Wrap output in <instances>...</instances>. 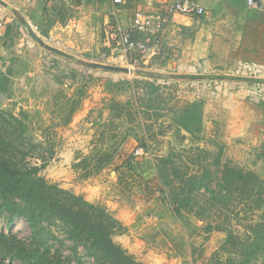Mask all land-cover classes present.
Instances as JSON below:
<instances>
[{"label":"rangeland","instance_id":"obj_1","mask_svg":"<svg viewBox=\"0 0 264 264\" xmlns=\"http://www.w3.org/2000/svg\"><path fill=\"white\" fill-rule=\"evenodd\" d=\"M6 1L17 12L0 4V73L11 70L0 110L19 117L26 137L55 146L40 175L105 206L122 225L114 240L144 264H264V84L136 71L237 74L238 59L264 62V52L209 49L197 69L137 67L109 38L110 24L130 23L112 0ZM19 15L79 60L46 49ZM31 233L25 217L0 212V234L28 243ZM42 234L49 256L74 263L60 224ZM3 249L0 264H22Z\"/></svg>","mask_w":264,"mask_h":264},{"label":"trees","instance_id":"obj_2","mask_svg":"<svg viewBox=\"0 0 264 264\" xmlns=\"http://www.w3.org/2000/svg\"><path fill=\"white\" fill-rule=\"evenodd\" d=\"M10 72L0 73L3 92L8 91ZM149 84L147 88H156ZM22 125L19 117L0 110V212L8 218L25 217L32 231L31 239L24 243L0 234V248L11 255L10 259L16 258L22 264H67L58 255L49 256L42 245L46 223H56L73 242L71 261L74 263L68 261V264H84V256L93 258V264H144L114 240L122 225L105 206L49 183L40 175L54 157L55 146L49 144L47 148L26 137ZM44 149L48 155L42 153ZM29 158L38 161L33 163ZM124 172L119 174L120 178ZM79 245L83 246V255L78 251Z\"/></svg>","mask_w":264,"mask_h":264},{"label":"crops","instance_id":"obj_3","mask_svg":"<svg viewBox=\"0 0 264 264\" xmlns=\"http://www.w3.org/2000/svg\"><path fill=\"white\" fill-rule=\"evenodd\" d=\"M11 1L18 4L21 2ZM127 1L129 10L125 8ZM173 1L175 0H125L123 4L116 5L123 8V15L127 16L130 12L131 21L133 13L137 10L161 11ZM197 1L206 7L207 15L175 14L172 17L161 36L163 51L153 57L156 67L177 69L191 66L197 69L201 65L200 60L209 49H214L218 53L220 49L243 47L264 52V0H257V4L253 6L247 4L246 0ZM71 23L76 26V21ZM14 28L15 24L11 23L4 29L7 31V37L13 35ZM239 60L264 64L258 58L237 61ZM254 116L259 123L262 114L257 111Z\"/></svg>","mask_w":264,"mask_h":264},{"label":"built area","instance_id":"obj_4","mask_svg":"<svg viewBox=\"0 0 264 264\" xmlns=\"http://www.w3.org/2000/svg\"><path fill=\"white\" fill-rule=\"evenodd\" d=\"M30 3L34 0H23ZM125 0H113L114 4H123ZM253 6L257 0H246ZM208 11L197 0H175L170 2L165 10L142 11L133 13L128 25L110 24L108 35L113 42V47L119 52V58L130 61V65L137 67L154 68L153 57L163 51L161 36L171 22L175 14L191 16H204ZM237 75L264 77V64L251 63L239 60L236 64ZM131 69L134 67L127 66ZM144 151L137 148L135 155H141Z\"/></svg>","mask_w":264,"mask_h":264},{"label":"water","instance_id":"obj_5","mask_svg":"<svg viewBox=\"0 0 264 264\" xmlns=\"http://www.w3.org/2000/svg\"><path fill=\"white\" fill-rule=\"evenodd\" d=\"M0 4L7 7L10 10L15 11V8L13 4L9 3L6 0H0ZM17 12V11H15ZM19 20L22 22V24L26 27L28 32L46 49L62 55L64 57H67L69 59L78 61V57L75 55L62 50L52 44L47 43L35 30L33 27L32 23L26 20L23 16H18ZM87 65L91 66H96L108 70H114V71H122V72H132L133 69L125 66H119V65H112V64H106V63H101V62H86ZM138 73H144L147 75H166L172 78H187V79H230V80H236V81H244V82H254V83H262L264 84V77H257V76H246V75H237V74H219V73H169V74H164L160 72H155V71H149V70H142V69H137L136 70ZM1 91V89H0Z\"/></svg>","mask_w":264,"mask_h":264}]
</instances>
